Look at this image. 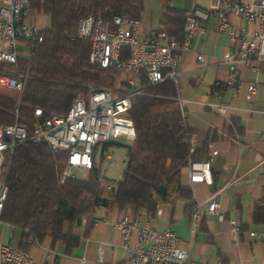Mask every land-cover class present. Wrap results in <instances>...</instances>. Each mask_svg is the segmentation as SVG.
<instances>
[{"label": "built area", "instance_id": "built-area-1", "mask_svg": "<svg viewBox=\"0 0 264 264\" xmlns=\"http://www.w3.org/2000/svg\"><path fill=\"white\" fill-rule=\"evenodd\" d=\"M221 0H212L207 10L216 12L219 29L227 28V16L218 11ZM228 12L241 17L252 25L249 30L240 31L230 28L228 36L237 41V47L223 54V62L229 66L230 79L234 77V65L237 62L248 65L252 59H264V0H236L227 5ZM28 0H0V66L13 67L20 59L25 61V69L19 73L0 71V83L21 95L28 77V67L33 46L42 41L45 28L29 20ZM205 13L198 8L185 12L183 37L176 40L164 29L141 35L139 20L126 13L113 16L111 21L88 15L79 19L71 39L89 42L88 60L102 68H112L125 75L117 88L89 85L86 96L74 97L63 114H49L44 117L41 108H35V124L29 134L25 127L17 123V117L11 124L0 127V217L8 193L6 172L17 146L26 142H45L49 149L65 153V167L61 181L66 178L82 179L95 162L98 146L108 145L111 139L126 138L132 141L135 135L134 124L128 116L131 97L143 95L147 88L170 80L176 86L180 78L179 63L181 53L188 49L193 38L203 31L199 17ZM202 62V54L197 55ZM255 85L246 87L248 94L253 93ZM210 93L220 95V87L215 86ZM180 126L188 131L187 116L179 97ZM204 104V103H203ZM217 113L225 115L227 106L221 103L209 104ZM186 141L189 152L195 149V139L188 132ZM208 155L214 151L208 144ZM102 153L107 158L108 153ZM187 182L212 183L211 164L208 159H190L186 166ZM111 185L106 186V193ZM223 186L212 192L205 201L204 212L224 220L220 209ZM173 194L171 195V197ZM166 201L156 198L154 211L139 209L130 214H122L112 222V227L120 235V246L125 251V264H206L189 260L185 248L179 244L176 233L170 227L159 228L152 223L153 213L160 216ZM202 211L200 205H194L190 215V233L196 229ZM232 243H238L242 232L237 217L227 219ZM0 223L7 225L0 218ZM255 239H261L263 232L250 233ZM29 235L27 243H32ZM115 245L101 241L96 248L99 261L103 260L104 248ZM84 263V257L80 264ZM0 264H41L36 262L28 251L17 245L0 240Z\"/></svg>", "mask_w": 264, "mask_h": 264}, {"label": "trees", "instance_id": "trees-1", "mask_svg": "<svg viewBox=\"0 0 264 264\" xmlns=\"http://www.w3.org/2000/svg\"><path fill=\"white\" fill-rule=\"evenodd\" d=\"M158 1L163 29L181 40L185 11L173 7L171 0ZM28 7L46 16L48 27L42 32V41L33 46L21 95L0 86V127L17 117V123L30 134L36 122L35 108H41L44 117L63 114L74 97L87 95L89 85L114 83V69L89 62V42L70 38L79 19L93 15L111 21L119 13L138 19L143 1L28 0ZM19 63L22 67V60ZM175 94L172 81L165 80L147 88L145 94L131 97L128 116L135 135L126 146L125 167L118 181L105 179L95 162L85 178L61 181L65 153H54L43 141L17 146L6 172L8 193L0 218L21 230L18 247L27 250L29 235L39 244L49 237L69 253L79 244L71 229L84 224L86 234L93 226L95 209L108 204L103 198L108 184L111 202L134 211L153 212L156 198L167 201L172 194L188 198L189 189L180 184L181 170L190 159L205 158L207 144L189 152L186 138L190 131L180 126ZM107 146L103 145L101 152Z\"/></svg>", "mask_w": 264, "mask_h": 264}, {"label": "crops", "instance_id": "crops-1", "mask_svg": "<svg viewBox=\"0 0 264 264\" xmlns=\"http://www.w3.org/2000/svg\"><path fill=\"white\" fill-rule=\"evenodd\" d=\"M142 1L143 11L138 18L140 34L163 29L159 1ZM233 1L236 0L219 3L218 11L227 16V28L222 31L216 12L207 10V4L198 2L192 7L191 10L198 8L205 13L199 17L203 31L181 53V75L174 85L175 98L182 101L195 148L211 144L214 151L208 155L207 147L205 154L211 164L212 183L190 185L184 167L180 184L189 189V197L172 196L160 216L153 213L152 223L159 228L170 227L189 260L206 264H264V59H252L248 65L237 62L234 77L230 79V69L223 62V54L236 49L237 41L230 40L228 31L233 28L238 36L240 31L253 28L245 19L228 12L227 5ZM171 5L179 8L176 0H171ZM199 54L204 57L202 62L196 58ZM120 76L125 78L122 73ZM250 83L255 85V90L248 94L246 87ZM215 86L220 87L219 96L210 93ZM218 103L227 106L225 115L209 107V104ZM109 157L108 153L107 159ZM223 186L226 188L221 192L220 209L224 220L218 221L204 212L205 201ZM103 198L108 204L95 209L93 226L86 234L84 224L71 229L79 237V244L69 253L60 242H52L49 237L40 244L30 243L26 251L41 264H80L82 257L83 264H125L120 235L111 224L116 217L135 211L130 206L119 208L111 202L108 193L103 194ZM197 204L203 213L195 231L190 233L191 210ZM232 217L241 222L238 243H232L229 233L227 219ZM2 225L5 224L0 223V233L5 232L3 241L18 246L21 230L9 224ZM255 232H263L262 238H253L250 233ZM101 241L115 245L104 248L110 255L108 260L97 259L96 245ZM90 243L94 245L89 250Z\"/></svg>", "mask_w": 264, "mask_h": 264}, {"label": "rangeland", "instance_id": "rangeland-1", "mask_svg": "<svg viewBox=\"0 0 264 264\" xmlns=\"http://www.w3.org/2000/svg\"><path fill=\"white\" fill-rule=\"evenodd\" d=\"M211 1L212 0H176L179 8L187 10V11H190L195 4H198V2L207 4L206 8H209ZM28 14H30L29 20L31 22L34 21V23L40 25L43 28L48 27V19L46 16L42 14H39V15L36 14V12L34 10H31L29 7H28ZM20 60H22L21 66L24 67L25 61L23 59H20ZM22 67H20V63L18 62V64L13 67L0 66V71L4 73H19V72H22ZM114 73H115V77H114L113 85L111 86L95 85V86L108 87V88H117L118 86H120L121 84L120 81L123 79V77L121 79L120 72L118 71H115ZM0 85H4V83L1 82ZM130 143H131V140L126 139V138L111 139L110 145L104 151V153H107V152L109 153L110 157L108 159L102 158V153H101L102 147L101 146L97 147L96 152H95V164L97 167L101 169V174L105 179L111 180V181H118L120 179V177L122 176L124 167H125L126 146L130 145ZM2 226L5 227V225H2ZM2 233H0L1 241H3V235L5 234V232L3 234ZM93 245H94L93 243L89 244V247H88L89 250L93 247ZM103 258L104 260L110 259L109 252L106 249H104Z\"/></svg>", "mask_w": 264, "mask_h": 264}]
</instances>
